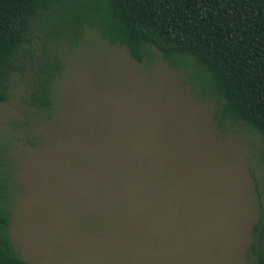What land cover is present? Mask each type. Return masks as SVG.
Segmentation results:
<instances>
[{"label":"rangeland","instance_id":"rangeland-1","mask_svg":"<svg viewBox=\"0 0 264 264\" xmlns=\"http://www.w3.org/2000/svg\"><path fill=\"white\" fill-rule=\"evenodd\" d=\"M48 47V48H47ZM12 76L0 102L9 236L29 264H248L264 202L262 145L213 121L181 73L150 48L133 61L94 28L64 34ZM26 57V58H25ZM52 105H30L44 65Z\"/></svg>","mask_w":264,"mask_h":264},{"label":"trees","instance_id":"trees-1","mask_svg":"<svg viewBox=\"0 0 264 264\" xmlns=\"http://www.w3.org/2000/svg\"><path fill=\"white\" fill-rule=\"evenodd\" d=\"M86 27L136 63L150 60L154 48L192 95L212 106L218 129L231 123L258 137L264 163V0H0V102L10 96L12 76L24 71L20 56L33 59L62 34L76 44ZM55 65L35 74L30 105L51 107L52 79L63 67L60 59ZM10 221L0 178V264H29L10 239ZM246 259L264 264V202Z\"/></svg>","mask_w":264,"mask_h":264}]
</instances>
